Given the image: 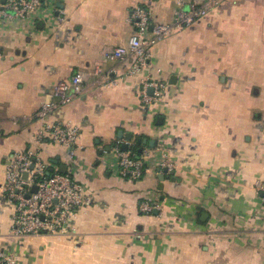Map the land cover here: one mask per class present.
Segmentation results:
<instances>
[{
    "label": "crops",
    "instance_id": "1",
    "mask_svg": "<svg viewBox=\"0 0 264 264\" xmlns=\"http://www.w3.org/2000/svg\"><path fill=\"white\" fill-rule=\"evenodd\" d=\"M192 2L43 0L30 20L0 17V186L6 160L35 151L50 169L65 166L92 200L69 234L19 239L9 235L12 208L0 191V250L17 264H264V204L255 189L264 184V0H223L158 43L136 75L132 59H104L134 34L136 5L153 23H169ZM98 66L113 84L92 75L48 119L79 130L74 157L40 145L43 124L32 117L41 104L58 83ZM148 77L166 84L153 107L139 98ZM117 143L148 153L141 180L118 173ZM163 159L173 164L167 173L157 169ZM145 197L156 213L140 212Z\"/></svg>",
    "mask_w": 264,
    "mask_h": 264
},
{
    "label": "built area",
    "instance_id": "2",
    "mask_svg": "<svg viewBox=\"0 0 264 264\" xmlns=\"http://www.w3.org/2000/svg\"><path fill=\"white\" fill-rule=\"evenodd\" d=\"M223 0H193L188 10H178L169 23H153L151 13L136 5L130 14L129 22L135 32L129 38L125 47L113 49L104 54L106 61L124 62L133 60L131 75L138 74L142 69L150 67L153 48L171 35L187 29L200 18L220 5ZM42 0H5L0 6V17H9L20 21L30 20L41 12ZM96 83L111 85L113 81L108 72L101 67H95L93 73L77 71L71 79L70 85L58 83L52 90V101L44 102L33 115L32 120L43 124L36 135L40 145L50 144L67 150L68 158L72 159L79 147V130L70 124L48 123L50 115L59 107L71 103L88 86L90 77ZM166 84L153 77L141 80L139 98L147 107H153L164 101ZM151 90V94L149 93ZM115 155L118 173L124 179L139 181L144 177L145 160L148 153L134 156L130 152H123L120 143L112 147ZM157 169L171 170L173 164L163 159L158 162ZM35 187L36 191L32 192ZM256 191L262 195L264 204V184L256 183ZM8 204L12 208L9 235L13 238H29L40 236H62L72 230L69 225L80 210L92 205L91 198L84 187L69 173H59L50 169V164L40 159L37 152L27 151L11 155L6 160L4 181L0 186ZM159 207L144 198L140 205V212L151 215ZM0 264H17L16 259L0 250Z\"/></svg>",
    "mask_w": 264,
    "mask_h": 264
},
{
    "label": "water",
    "instance_id": "3",
    "mask_svg": "<svg viewBox=\"0 0 264 264\" xmlns=\"http://www.w3.org/2000/svg\"><path fill=\"white\" fill-rule=\"evenodd\" d=\"M43 1V0H42ZM127 140H131V136L129 135L128 137H127ZM138 142H140V141H138ZM121 151H123V152H127L128 151V145L127 144H122L121 145ZM142 151L140 150V151H138V154H140ZM54 165L55 164H57V163H53ZM52 170V169H51ZM58 172L59 173H62V174H65L66 173V167L65 166H61L59 169H58ZM163 172L164 173H167V170H163ZM36 191V188L35 187H33L32 188V192H35ZM154 213H156V212H154Z\"/></svg>",
    "mask_w": 264,
    "mask_h": 264
},
{
    "label": "trees",
    "instance_id": "4",
    "mask_svg": "<svg viewBox=\"0 0 264 264\" xmlns=\"http://www.w3.org/2000/svg\"><path fill=\"white\" fill-rule=\"evenodd\" d=\"M133 153H134V154H133L134 156H138V155H135L136 152L134 151V149H133Z\"/></svg>",
    "mask_w": 264,
    "mask_h": 264
}]
</instances>
